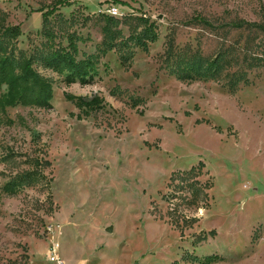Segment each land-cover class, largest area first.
I'll return each mask as SVG.
<instances>
[{
    "label": "rangeland",
    "instance_id": "rangeland-1",
    "mask_svg": "<svg viewBox=\"0 0 264 264\" xmlns=\"http://www.w3.org/2000/svg\"><path fill=\"white\" fill-rule=\"evenodd\" d=\"M142 21L157 34L146 48L129 40ZM242 22L264 28V0H0V26L20 30L15 57L69 36L97 64L85 86L34 65L52 80L50 108H0V264H27L60 221L70 238L110 225L123 263L167 264L177 248L176 264H264V33L230 27ZM66 95L103 109L84 117ZM192 169L204 196L171 182ZM31 171L48 184L3 192Z\"/></svg>",
    "mask_w": 264,
    "mask_h": 264
},
{
    "label": "trees",
    "instance_id": "trees-1",
    "mask_svg": "<svg viewBox=\"0 0 264 264\" xmlns=\"http://www.w3.org/2000/svg\"><path fill=\"white\" fill-rule=\"evenodd\" d=\"M45 21V18H43ZM203 22L202 20H200ZM105 22L108 27L116 28L118 21L112 17H105ZM206 23V22H203ZM233 29L252 28L260 30L264 33V28L258 25L249 23H238L230 26ZM142 32L136 36H130L129 40H134L135 45L139 48H146L149 44L157 41V34L154 27L149 25L147 21H142ZM120 32L114 31L112 40L119 36ZM43 36L47 39L49 34L44 31ZM20 37L18 27L0 26V87L6 88L5 93L0 97V108L24 106L39 109H49L52 100V80L40 75L34 65L40 66L45 70H49L57 77H62V82L66 86L78 84L85 86L91 84L95 76H97V64L94 58L82 55L78 57L76 46L71 42L68 36V45L65 48H57L49 52L39 53L35 56H20L15 57L13 54L12 42ZM124 44V43H122ZM122 51V50H119ZM130 56L126 52L120 53L119 61L122 66H126ZM258 63L264 62V42L260 47L258 55L254 58ZM208 66L211 67V64ZM209 67V68H210ZM191 80V78L182 76L180 80ZM66 101L72 103L74 107L80 111L84 117H88L94 112L103 109L102 100L97 97L84 98L65 96ZM195 169L189 172L176 173L171 177V182L178 181L182 186H179V191H185L192 196H204L200 188L194 186L192 176ZM44 171L38 174L29 172L25 177H19L12 182L4 185L3 192L12 196L25 184L26 186L39 185L45 181L48 184V179ZM197 185V184H196ZM199 185V184H198ZM206 198V196H205ZM177 226V222H172V226ZM198 261V258H194ZM218 257L208 256L200 262V264H213L220 261Z\"/></svg>",
    "mask_w": 264,
    "mask_h": 264
},
{
    "label": "crops",
    "instance_id": "crops-1",
    "mask_svg": "<svg viewBox=\"0 0 264 264\" xmlns=\"http://www.w3.org/2000/svg\"><path fill=\"white\" fill-rule=\"evenodd\" d=\"M67 224L62 221L53 222L49 228V235L44 241L29 244L27 264H55L49 260V246L52 243L57 244L56 257L64 264H142L138 258L123 263L119 254L116 255V249L113 244L111 245L113 229L110 225L97 227L96 234L91 239H87L81 235L68 237L65 232ZM175 253L177 258L174 261H168L167 264H176L179 258L177 248Z\"/></svg>",
    "mask_w": 264,
    "mask_h": 264
},
{
    "label": "built area",
    "instance_id": "built-area-1",
    "mask_svg": "<svg viewBox=\"0 0 264 264\" xmlns=\"http://www.w3.org/2000/svg\"><path fill=\"white\" fill-rule=\"evenodd\" d=\"M106 12H107V15H109L110 17H120L119 11L116 7L110 6L107 8ZM48 231L50 232L49 228H48ZM49 255H50L49 260L51 262H54L55 264H64L60 259L56 257L57 255V244L56 243H52L49 246Z\"/></svg>",
    "mask_w": 264,
    "mask_h": 264
}]
</instances>
